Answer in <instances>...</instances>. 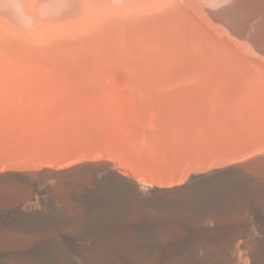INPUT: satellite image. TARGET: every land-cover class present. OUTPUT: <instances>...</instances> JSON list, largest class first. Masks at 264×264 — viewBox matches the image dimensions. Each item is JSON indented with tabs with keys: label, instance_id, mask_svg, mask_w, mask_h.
Instances as JSON below:
<instances>
[{
	"label": "bare ground",
	"instance_id": "obj_1",
	"mask_svg": "<svg viewBox=\"0 0 264 264\" xmlns=\"http://www.w3.org/2000/svg\"><path fill=\"white\" fill-rule=\"evenodd\" d=\"M214 16L216 19L220 18L224 21L230 34L221 33L223 36L219 37L220 32L216 28L214 29V32H217L213 35L212 47L208 52V71L204 67L206 65L203 66L205 69L203 71L200 70L201 65L197 67L200 68L198 69L200 71L195 70L196 74L198 72L208 74L207 78L199 74L202 77V81L198 79L199 85H197L198 80L193 81L195 86L199 87V90L196 89L197 92H194L193 82L191 89L189 82L187 85L183 83L188 88L180 84L179 86L184 89L170 90L169 88L167 90L166 88L161 92L154 91V93L153 89L152 94L145 91L147 88L151 89V85L150 87L149 84L148 87L145 86L147 85L146 81L143 82L144 85L140 86L144 88H142L144 92L137 86H131L126 90L121 85H117L120 83L114 84L115 81L112 80L109 82L110 77L106 80L105 78L110 76L109 73L112 72V69L104 68L96 70L104 75L99 74V78L95 79L96 82L101 83H96L92 91L81 92L72 88V90L67 89L63 85L55 84L54 81L37 79L30 74L29 70H21L24 69L22 66L20 69L19 65L15 64L20 71L15 70L13 67L15 65L12 67L10 65L12 69H8L9 65L7 66V64L2 66L1 53L4 44L0 38V101L2 102L0 168H11V170L15 168L17 170L16 168L32 167L33 169L36 165V167L40 166L38 165L40 161L58 159L60 162L77 156L84 157V155L94 152H103L118 159V162L123 160L124 162H122L129 166L130 170H128L132 171L133 175L137 176L138 174L142 177L140 180L142 186L140 187L146 190L141 189L134 180L127 179L125 174L124 178L121 176L122 174L111 172L112 167L109 166L111 168L106 174V182L114 186L117 192H123L133 200L135 207L132 208L130 205L127 211H132L135 208H148V206L179 208L189 204H197L208 210L211 209V203L202 197L207 194L209 189L217 185H226L230 189L237 187L240 191L241 214L233 215L237 217L238 221L234 222L235 218L231 215L234 218L232 220L234 223L228 222L224 230L199 225L197 229L194 228L195 230L189 227L188 230L177 228L166 230L163 232L165 237L157 238L108 237L107 235V237L90 238V234L87 236L89 238H77L69 236L72 232L68 233L67 227L59 229L46 225H34L31 231L4 233L10 235L8 237H2V231H0V264H264V156H254V154L258 155L259 152H264V0H236L232 6ZM0 35L2 36L1 26ZM143 70H136L133 74L147 76L151 72L145 68ZM96 71L93 75L97 77ZM155 74H157V70ZM102 80L104 81L102 82ZM76 96L80 97L72 105L71 102L75 100ZM62 103L66 106L63 108L64 110L61 113H55L58 110H56L57 108L54 110L53 107L60 108ZM87 107H90L88 115L85 113ZM161 107L176 109L175 113L178 117L174 119L177 118L176 122L180 123L181 126L177 127L179 129L188 126L202 129L213 123L231 125L228 129H222L221 132L205 133L195 139L190 151L188 150L192 156H187L189 159L185 157V161L177 160L176 156L171 159H162L163 157H158L159 152L154 150V146L165 142L161 144L163 145L161 147L165 148L164 145H168L167 141H169L171 148L172 145L175 147L179 141L178 134L174 136L176 137L174 139L178 140H175V144L172 142V138L169 140V136L172 137L176 132L169 135L166 140L165 134L163 136L160 134L164 141L162 138L161 141L156 140L159 135L154 138L155 134L159 133L161 127L158 126L154 129L153 122L158 120V115L155 116L157 113L154 112L153 115L151 113V116L146 114L148 120H145L147 122L151 120L148 125L154 124V128L150 125L154 131L149 128V137L145 135V137L151 138V143L152 140L155 143L151 153L156 155L150 157L145 151V146L139 144L141 142L137 143L138 138L135 142L128 134L120 132L128 125L131 129L138 117L145 118L144 114H140L142 111L139 112V110H156ZM52 108L54 113L48 111ZM67 108L69 110H66ZM130 112H133V115L129 118ZM153 116L156 117V120ZM148 117H152V119L149 120ZM165 119L169 120V118ZM167 121L163 120V122ZM157 123L161 124L160 121ZM77 124L78 126H76ZM59 125H67L68 129L64 130L66 126L60 129ZM151 131L154 133L152 134ZM152 138L157 141V144ZM149 144L147 143L146 146ZM187 144L189 145V143ZM158 147L160 148L157 145L155 149L158 150ZM166 148L167 152L172 151L169 146ZM176 148L178 146L174 148L175 153ZM248 155L254 157L209 176L201 173L202 176L193 177V181L185 186L178 187V185L177 188L171 190L155 187V183H172L174 180L184 179L190 170H195V172L202 169L207 170L208 167L210 169V166H216L225 161L227 163V160H233V158L234 160L245 159ZM57 163L55 164L57 165ZM107 163H103L105 167H107ZM109 165L111 164L109 163ZM101 166L85 163L63 171L49 169L43 171L45 176L49 175V179L52 177L51 179L56 181L57 187L62 189L86 183L93 172L100 169ZM19 173L21 172L19 171ZM34 173L36 174L35 171ZM27 174L25 171V175ZM14 176L17 177L16 174ZM46 179L48 180V178ZM91 180H94L93 176ZM31 184L30 181L13 178L10 175H0V204H11L13 208L20 202L30 203L33 196ZM152 185L155 188L151 189ZM34 187L36 188L37 185ZM148 189L151 195L143 192ZM253 201L258 202L260 206L256 210L250 211L248 205ZM123 214L121 217L126 219L133 216L132 214ZM141 215L143 217V214ZM167 216L169 217V215ZM134 217L142 219L140 215H134L132 218ZM81 230L76 233L82 234L87 229ZM125 234L134 235L129 229L125 231ZM218 234L221 236H217Z\"/></svg>",
	"mask_w": 264,
	"mask_h": 264
},
{
	"label": "rangeland",
	"instance_id": "obj_2",
	"mask_svg": "<svg viewBox=\"0 0 264 264\" xmlns=\"http://www.w3.org/2000/svg\"><path fill=\"white\" fill-rule=\"evenodd\" d=\"M235 1L236 0H0V26L2 27V36L0 35V38H2V43L4 44L2 45L1 53L2 66L7 64V66L9 65L7 68L9 69L10 65L12 67L16 64L19 65L18 67H20V69L23 67L24 69H21L23 71L29 70L31 72L30 74L37 77L39 80L45 79L47 81H54L55 84L63 85L64 88H72L81 92H90L96 83H101L95 81L96 78H99V74H101L96 70L103 68L112 69L113 72L109 73L110 76H107L105 78L106 80L110 77L111 79L108 80L109 82L112 80L115 81L113 82L114 84L120 83L117 85H121L123 89L126 90L131 86H137L139 89L143 88L140 86L141 84L144 85V83L140 82V80H142L144 75H134L133 73L136 70L141 71L144 68L148 71L157 70V75H166L167 77L184 74L185 77H187V81H191L190 84L192 81H197L198 79L202 81V77L200 76L202 75L204 78H207L208 74L198 72L197 75L195 70L203 71L208 69L207 58L209 56L208 52H210V47H212L211 42H213V35L217 31L220 32V34H218L219 37H221V33L226 35L227 33L230 34L224 21L220 18L216 19L214 15L223 12L232 6ZM215 28L217 31L214 32ZM16 65L13 67L20 71ZM199 65H201V69L197 68L200 67ZM174 70L185 71L181 73L176 71L177 73H174ZM95 71L98 73L97 77L93 75ZM101 75H104V73ZM103 81L104 80H102V82ZM200 81L198 80V83L196 82L197 85L200 84ZM192 84H194L193 86L195 88L192 87ZM192 84L189 88L191 89L192 87L194 92H197L199 87L195 86L194 82ZM183 85L184 84H182V86ZM145 86L148 87V84ZM178 88L182 89L183 87ZM185 88L188 87L186 86ZM163 89L164 88L156 87L154 90L152 88H147L145 91H149L150 94H152V90L154 93V91L161 92ZM79 97L80 96H76L71 104L73 105ZM1 103L0 101V112L2 113ZM64 107L66 106L62 103V107L53 108L54 110L56 108V110H58L55 111V113H61ZM53 108L48 111H50V113L53 111L54 113ZM89 109L90 107H87L85 110L87 115L90 113ZM66 110L69 109L67 108ZM173 111L174 113L172 114ZM139 112H141L140 114L142 115L144 114L143 116H145V118L141 119L138 117L139 121L137 118V122L135 125L132 124L134 126H132L131 129L128 125L126 129L122 130L120 133L128 134L134 141L138 138L137 143L141 142L139 144L143 145V147L145 146L146 153H148L150 157H154L156 154L151 152L155 143H153V140L151 143V138H148L150 135L149 130L153 125L155 124V128L153 127L154 129L158 128V126L161 127V130L158 129L160 130L159 133L157 132L155 134L154 138H156L157 135L160 137L159 139L157 137L156 140L161 141L164 134L166 140L169 135L176 132L172 137L169 136V140L172 138L171 140L175 144V140L177 139H174L176 138L174 136L178 134L179 141L177 140L178 142L176 143L178 146V148H176V153L174 151V148L177 147L176 144L175 147L172 145L171 148V144L169 145V141H167L168 145L165 144V148L169 146L172 149V151L170 150L167 152V148L161 147L163 146L161 144L165 142H158L160 144H157V141L152 138L156 141V144L160 146L157 150L155 149L157 145H155L154 150L159 152L158 157H163L162 159H171L176 156L175 158H177V160L185 161V157L189 159V157L192 156V153L188 152V150L190 151L195 139L200 138V136H203L205 133L221 132L223 131L222 129H228L230 127L229 125H231L226 123H213L208 124L202 129H198L195 126L180 127L179 129L177 127L181 125L176 122L177 118L174 119L178 117L176 116V109L174 108L169 107L168 109L161 107L156 110L141 109ZM153 112L155 114L157 113L155 116L158 115L157 121H160L161 124L154 121L156 117L153 116L155 119L153 118L154 122H152L154 124H150L151 127L148 125V122L151 121L150 119H152V117H148L150 121L147 122L146 120L148 119L146 118V114H148V116L150 114L151 116ZM140 114L138 113V115ZM132 115L133 112H130L129 118ZM165 118H169V120L167 121ZM163 120L167 122H163ZM67 125L69 127V124ZM67 125H59L61 128H57L63 129L62 127L66 126L64 130H67ZM76 126H78V124ZM154 129L151 130L154 131ZM62 132L64 131L62 130ZM153 133L154 132H152V134ZM152 134L151 136H153ZM160 134L162 136H160ZM145 135L148 137H145ZM180 136H182V138H180ZM162 139L164 141V138ZM147 143L150 144L146 146ZM187 143H189V145ZM181 144L183 148H181ZM147 148L150 150H147ZM252 155H248L245 159L237 158L234 160L233 158L234 161L232 159L229 161L227 160V163H225V161L222 164L210 166V169H208V167L207 170H198L199 172L190 170L189 174L184 179H179L178 181L174 180L172 183H155V187H159L162 190L175 189L178 185V187H182L192 182L193 177L202 175L209 176L214 172L237 166L254 156H264V152H259L258 155ZM53 160H57L58 162V159ZM52 161H40L38 163V165H40L38 166L39 168L36 167V165L33 169L32 167L16 168L17 170H15V168L14 170H11V168H0V175H10L13 178L30 181L32 183L31 190L34 196L30 199V203L32 204L26 203V201L17 203L18 205L12 204L13 206L16 205L15 207L18 209L20 208L19 210L15 207L12 208L11 204H0V231H2V237L10 236L4 233L12 231H31L34 225H46L59 229H66L67 227L66 230H68V233L72 232L69 236H75L77 238H89L87 237L89 234L90 238L96 236H138L157 238L165 237L166 235H164L163 232L166 230L175 228L179 230H188L189 228L195 230L199 225L206 227L212 226L215 229L224 230L228 222L234 223L238 221V219L236 220L237 217H234L235 215L241 214L242 203L240 200L241 194L240 191H238L239 189H237V187L230 189L226 185H217L209 189V193L207 192V194L202 197V199L211 203V209L208 210L201 208V206L197 204H189L179 208L153 206H148V208L143 207L142 209L135 208L132 210L133 213L132 211H127L130 205L132 208L135 207L132 198L123 192H117L114 186L106 182V174L112 167L111 172L117 173L118 175L122 174V177L125 178L126 176L127 179L134 180L139 187L142 186L140 182L142 177L138 174L137 176L133 175L134 173L129 171V166L123 163V160V162L121 160L118 162V159L110 155L108 156L106 153L94 152L93 154L84 155V157L77 156L72 159H64L65 162L63 160H59L60 162L58 163ZM55 163H57V165ZM85 163L102 165L100 169L95 171L97 173L93 172L92 176L94 180H91V176L86 183H79L72 187H63L64 189H61L57 187L55 180L54 184L53 179H51L52 177L49 179V175H44L46 169L63 171ZM103 163H107V167H105ZM109 163L111 165H109ZM109 166L111 167L109 168ZM19 171L21 173H19ZM25 171L26 174L28 173V176L25 175ZM30 172H32L31 175ZM15 174L17 177L14 176ZM32 176L36 178L34 179ZM45 178H48L49 182H47L48 180H45ZM34 185H37V187L35 188ZM152 187H154V185L150 188L153 189ZM140 188L144 189L143 187ZM144 190V193L151 195L149 189L146 192ZM36 194L38 195V200ZM40 195L41 197L39 198ZM233 199L235 200L233 201ZM259 206L260 204L255 201L248 205V207L251 208H249L250 211L256 210ZM122 214H132L133 216L140 215L142 219H140V217H134V219L132 218L133 216L126 219L121 217ZM141 214H143V217ZM167 215L172 218H169ZM227 215L230 216L228 217ZM231 215H234L233 217L236 221L233 220L234 218ZM232 220L234 222H232ZM80 226L83 227L82 230ZM78 229L81 231L86 230V232L82 233L83 235L76 233L80 231ZM128 229L133 232L134 235H126L125 231H128ZM96 232L98 233L96 234ZM91 235L93 236L91 237ZM217 236H221V234Z\"/></svg>",
	"mask_w": 264,
	"mask_h": 264
},
{
	"label": "crops",
	"instance_id": "obj_3",
	"mask_svg": "<svg viewBox=\"0 0 264 264\" xmlns=\"http://www.w3.org/2000/svg\"><path fill=\"white\" fill-rule=\"evenodd\" d=\"M13 70H14V68H13ZM15 70H16V68H15ZM159 71H161V70H159ZM174 71L176 72L179 70H174ZM184 71L185 70H182L179 72H184ZM153 72H154V74H153ZM153 72L152 71L149 72L150 74H148L147 76H143L142 80H140V82H145V81H146L145 83L149 82L147 84H149V87L151 85L150 88H152V89H155L156 87L164 88V89H166V88L167 89H169V88L174 89V87L175 88L180 87L179 86L180 84L182 85L183 83L191 82V81H187V77H185L184 74H181V75L177 74V75H172L171 77H167L166 75H157V74H155V71H153Z\"/></svg>",
	"mask_w": 264,
	"mask_h": 264
}]
</instances>
